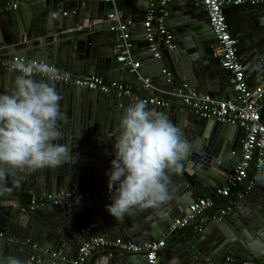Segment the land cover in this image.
Segmentation results:
<instances>
[{
  "label": "water",
  "instance_id": "95a60500",
  "mask_svg": "<svg viewBox=\"0 0 264 264\" xmlns=\"http://www.w3.org/2000/svg\"><path fill=\"white\" fill-rule=\"evenodd\" d=\"M144 1L146 4L136 6L124 0L134 7V11L127 12L124 18L141 23L146 35L144 20L149 0ZM200 1L176 3L171 0L169 3L172 11L166 17V25L173 30L177 45L174 52L177 50L178 54L171 57L179 76L169 79L163 73V58L157 59L148 43L143 48L145 55L139 73L152 76L157 88L154 95L172 102L176 101L173 92L180 89L184 81L189 82L191 90L195 88L200 93L220 96V85L225 84L229 76L220 59L212 54L211 46L217 43V39ZM5 3L18 5V8L0 12V53H6V57L55 63L64 72L74 70L75 76L84 75L85 69L86 76H95L98 72L109 76L111 82L127 81L133 87L137 86L138 76L132 67L119 62L117 57L113 58L104 47L118 42L110 30L113 21L108 16L112 6L106 0H6ZM243 5H232L225 13L232 34L238 39L239 58L244 64L245 75L256 74L254 80L263 81L264 24L252 31L247 26L237 29L229 13L233 7H238L244 16L264 15V4L258 5L261 8L255 12L242 8ZM64 12L70 13L63 15ZM132 29L133 25H130V31ZM16 75L18 73L0 68V93L14 87ZM37 78L56 88V82ZM70 87L56 88L61 96L59 103L64 118L58 121L62 138L55 143L72 149L66 163L57 168L11 172L0 181V233L11 231L16 236L12 244L0 237V260L13 257L20 264L62 263L43 253L47 250L52 254H63L67 259L65 264H69L82 243L98 236L119 237L139 246L166 237L167 248L161 264H217L225 251L237 252L243 260H264V177L250 196L236 208V205L231 208V213L217 215L219 223L214 225L221 232L217 236L207 234L202 239L204 248H197V244L190 247L183 242L174 243L179 232L174 227L176 217L185 214L186 208L202 191L214 197L221 179L238 165L241 156L239 133L233 139L232 132L236 129L241 132L242 129L188 109L168 112L167 119L180 129L188 144L187 155L181 162L182 171L169 174L171 199L158 208L134 209L122 220H116L106 209L113 202L106 172L111 169V160L115 158L113 145L119 135L121 117L133 100L129 96L118 98L114 95L97 101L99 92L95 91H90L87 100H83L81 89L72 87V92H68ZM230 88V98H233L234 91ZM139 91L148 92L149 89L139 87ZM23 180L26 181L24 190L31 192L33 198L38 193L60 198L62 192L63 195L70 193L78 188L79 183L89 191L94 189L91 184H98L96 189L101 188L103 192L93 193L85 200L24 206L20 198ZM11 196L16 203L2 202ZM231 222L233 228L229 233L223 224ZM29 239L32 243L28 242ZM34 244L37 249L33 248ZM137 255L104 252L100 261L101 264H148L145 254ZM240 263L228 258L224 264Z\"/></svg>",
  "mask_w": 264,
  "mask_h": 264
},
{
  "label": "built area",
  "instance_id": "2783aa9c",
  "mask_svg": "<svg viewBox=\"0 0 264 264\" xmlns=\"http://www.w3.org/2000/svg\"><path fill=\"white\" fill-rule=\"evenodd\" d=\"M106 1L112 6V12L108 17L109 20L113 21L110 30L116 35L118 41L116 44L118 61L131 66L132 71H135L138 76V81L149 89V91L154 92L157 88L153 79L138 71L140 61L134 57L133 43L131 40L130 25L132 21L121 18L118 9L119 0ZM201 1L208 13L209 24L217 39V43L211 46L212 54L214 57L220 59L223 68L229 72L234 97H216L210 94L196 92L191 90L188 83H183L181 88L173 92L172 95L176 98V101H180L188 110L225 124L237 125L244 131V135L241 140V156L236 168L228 174L225 183L216 189L214 197L198 196L189 205L185 214L176 217L174 227L180 229L192 224L206 210L216 207L218 197L227 199L230 203L226 208H222L221 211L226 213L228 210H231L236 204L232 195L242 185H245L247 191L253 190L256 187L257 181L260 179L259 173L264 167V119L262 118L264 86L251 87L249 84L243 63L239 58L238 39L232 34L225 13V9L229 6L243 5L246 1L251 5H260L264 4V0ZM170 2L171 0H149L148 11L144 20L146 40L149 44L150 51L157 59L163 58V53L160 49L161 42L169 49L174 47L172 39L170 38L171 34L166 25ZM3 6L0 7V12L3 8H17V5L11 6L6 4ZM63 15H68V12H64ZM18 60L25 63H46L45 61L26 60L20 57L8 58L0 56V68H7L12 71V65ZM46 64L56 70L57 78L52 80L56 83L95 91L105 95L112 94L118 98L129 96L133 100V103L144 100L147 102L148 109L150 107L170 108L173 103L170 100L154 94L139 96L133 91L132 86L124 83L107 82L100 75L92 77L72 76L60 71L52 63ZM163 73L169 79L173 77L172 72L167 71L165 68H163ZM37 77L40 76L37 75ZM251 170L256 171V174L250 176L249 173ZM98 189L103 191L101 188ZM72 195L73 193L67 194L68 197ZM237 195L239 199L244 198V195L241 193ZM87 196H89V193H87ZM64 199H67L66 194L60 198L42 194L34 198L33 206L46 202L58 203ZM166 247L167 242L165 239L139 246L126 242L119 237L98 236L82 243L75 260L70 262V264H86L98 252H110V254H145L148 264H161L160 253ZM33 248L37 249L38 246L34 244ZM54 255L59 254L53 253ZM242 264H264V261L243 260Z\"/></svg>",
  "mask_w": 264,
  "mask_h": 264
},
{
  "label": "clouds",
  "instance_id": "9594fccd",
  "mask_svg": "<svg viewBox=\"0 0 264 264\" xmlns=\"http://www.w3.org/2000/svg\"><path fill=\"white\" fill-rule=\"evenodd\" d=\"M11 70L18 73L14 87L0 93V181L11 172L57 168L72 151L55 143L62 138L61 96L51 83L37 78L55 80L56 70L46 63L19 60ZM113 147L115 158L106 172L113 201L106 209L111 216L122 220L134 209L158 208L171 199L169 174L182 171L188 144L163 112L149 110L144 100L130 104ZM0 264L20 261L8 257Z\"/></svg>",
  "mask_w": 264,
  "mask_h": 264
},
{
  "label": "crops",
  "instance_id": "0c3cea01",
  "mask_svg": "<svg viewBox=\"0 0 264 264\" xmlns=\"http://www.w3.org/2000/svg\"><path fill=\"white\" fill-rule=\"evenodd\" d=\"M129 1L132 2L133 4H135L136 6L137 5L142 6L144 3L146 4V2L144 0H129ZM5 2H6V0H0V7L3 6V5H6ZM182 2H183V0H176V3H182ZM130 4L131 3H129V4L127 3L126 4L124 2V0H119V2H118V9H119V12H120V16H121V18L123 20H125L124 15L127 12L129 13L131 11H134L133 10L134 7H132ZM199 5L203 6L202 1H200ZM230 7L231 6L227 7L226 9H229ZM17 8H18V5H17ZM135 8H137V7H135ZM233 8L234 9H231V12L229 13V17L231 19V22L234 24L235 28L241 29L243 26H247L249 28L248 30L252 31L255 28H258V27L260 28V26L262 24H264V15L263 14H251V15L244 16V15H241V14H243V10L242 9H240L238 7H233ZM242 8H247L248 11L255 12V11L258 10V8H261V7L258 6V5H251V4L248 3V1H246V3L243 5ZM3 10H5V8H3ZM135 10L137 11V10H140V9H135ZM203 10H205V9H203ZM77 11H78V14H79V10H77ZM169 11L171 12L172 8H169ZM68 13H70V12H68ZM131 25H133V29L131 31V40H132V43H133L134 57H135L136 60H138L140 62H143L142 57L145 55V52H144L143 48H144V46L147 45L146 35H145L144 30H143V28L141 26V23H137V24L136 23H132ZM167 28H168V30H169V32L171 34L170 38L172 39V43L174 44V47L172 49H169L168 47H166V45L163 42H161L160 49H161V51L163 53L162 65H163V68H165L167 71L172 72L173 77H174V76H179V75L177 74V70H175V68H174V63H173V60H172L171 56L175 55V57H176L177 54H178V51L176 50L174 52V49H176L177 45L175 44L174 36L172 34L173 30L169 29L168 25H167ZM112 45L113 46L104 45V47L108 50V52H110V54L112 55L113 58H116L118 56V50L116 48V43H112ZM5 55H6V53H4V54L0 53L1 57H6ZM52 64L56 65V67L60 71L64 72L60 68V66L58 64H55V63H52ZM243 66H244V64H243ZM146 69H148V68H146ZM64 73H67V74H70L72 76H75L74 70H71V72H64ZM96 75H100V76H102L105 79V81L111 82L110 79H109V76H104L102 73H98V72H97ZM146 76L152 78V76H149V75H146ZM80 77H92V76H86L85 69H84V75H81ZM246 77H247L248 82L251 84V87H256V86H259V85L264 86V80L263 81H260L259 79L254 80L255 77H256V74H252L251 76L246 74ZM183 83H188L189 84L188 81H184ZM124 84L132 86L127 81H124ZM139 87H143L144 90L147 89L146 87H144L142 85L141 82L138 81L137 86L133 87V89H134L133 91L139 96H142V95L145 96V95L154 94V92H152V91L140 92L139 91ZM230 87H232V84H231V81H230V74H229V76L227 77L226 83L220 85V89H221L220 90L221 91L220 96H216V97H227V98H230L231 95H232ZM56 88L58 90H60V89L63 90L64 89V85L60 84V83H57ZM72 90H73V88L70 87V91H68V92H72ZM223 90H226V91H223ZM193 91L197 92V90L195 88H193ZM80 92L82 94L83 100H87L88 96L91 94V92L89 90H86V89H81ZM206 94H208V93H206ZM113 96L114 95H112V94L111 95H105V94H102V93H98L96 95V100L97 101L98 100H103V99H106L107 97H113ZM263 106H264V102H263ZM185 109H187V108L184 105H182V103L180 101H174L172 103V105L170 106V108H158V107H150L149 108V110H155L157 112H163L167 116H168V112H170V111L185 110ZM238 133H239V140H238L239 146L238 147H241V140L243 138L244 131L242 130L241 132H238V129L233 130L232 138L235 139L236 134H238ZM232 171L233 170H231V172ZM254 174H256V171H254V170H251L250 173H249L250 176H252ZM259 174H260L259 175L260 179L257 181L256 186H258L260 184L261 178L264 177V173H262V170H261V172ZM227 177H228V175L226 176V178L221 179L219 187L222 186L225 183ZM25 184H26V181L23 180V187L20 190L21 203L24 206L33 205V201H34L33 194L31 192H27V191L24 190ZM91 185L94 187V189L89 191V190H84L83 186H81V184L79 183L78 188L70 192V193H73V195L71 197H68L67 194H66V198L67 199H64V200H70V199H77V200L82 199V200H85L86 198L90 199V196L93 193L96 194V193L103 192L101 190H97L96 189V186H97L96 184H91ZM253 190L247 191L245 185H242L241 187H239L236 190V192L232 195V197L236 201L235 208L237 206H239V204L244 199H246L247 196H250L251 192ZM87 193H89V196H87ZM239 193L244 195L243 199H239L238 198L237 194H239ZM42 194L43 193H41V194L38 193V196H40ZM61 194L63 195V192ZM208 195L209 194H208L207 191H202L199 196H208ZM2 202H7L8 204H13V203H16L17 200H14V198H12V196H11V197L4 198L2 200ZM191 202H192V200H191ZM229 204L230 203H229V201L227 199H223V198H219L218 197L217 198L216 207L206 210L205 213L202 216H199L192 224L188 225L187 227L181 228V229L178 228L179 232L174 237V243L183 242L185 245H187V244L190 245V247H193L194 244H197V248H200V249L204 248L205 247V244H204L205 241H202V239H205V236L207 234H209L210 236H217V234H219V232H221V229L218 226L215 227L214 224L219 223L218 222L219 219H218L217 215L222 212L221 211L222 208H226ZM187 209L188 208H186V211H187ZM227 212L231 213L230 210H228ZM179 216H182V215L179 214ZM223 226H224L223 228L227 232L232 233V228H233L232 222L229 223V224L228 223L227 224H223ZM11 233H12L11 231L9 233H0V237L1 238H6L7 242L12 244V243L15 242L13 237H16V236L12 235ZM163 239L166 240V237H164ZM207 239L210 240V237H207ZM28 242L32 243V241L30 239L28 240ZM166 248L160 253L161 261L164 258V251L166 250ZM43 253H47L49 255H52V257H55V259H59L62 262V263L55 262V264H65L67 262V259L63 256V254H59V255H54L53 256V254L50 253L47 250H43ZM103 254H104V252L96 253L93 257H91L86 262V264H101L100 258L103 256ZM111 255H116V254H111ZM117 255H123V254H120V253L118 254L117 253ZM126 255H129V254H126ZM211 255H213V253H211ZM76 256H77V254L75 255V258H76ZM137 256L140 257V256H142V254H138ZM75 258L73 260H75ZM228 258H230V259L233 258L236 261H239L241 263L243 261V258H241V256L237 252L225 251L224 255L222 257V260L218 261L217 264H224L227 261ZM41 259L43 260L42 257H41ZM255 260L264 261L263 259H261V260L255 259ZM72 261L70 260L69 264ZM209 264H214V263L209 262Z\"/></svg>",
  "mask_w": 264,
  "mask_h": 264
},
{
  "label": "trees",
  "instance_id": "16d2710c",
  "mask_svg": "<svg viewBox=\"0 0 264 264\" xmlns=\"http://www.w3.org/2000/svg\"><path fill=\"white\" fill-rule=\"evenodd\" d=\"M262 118L264 119V106H263V109H262Z\"/></svg>",
  "mask_w": 264,
  "mask_h": 264
}]
</instances>
